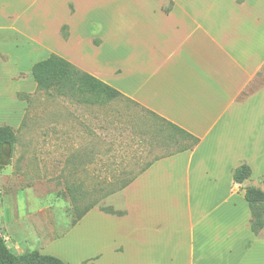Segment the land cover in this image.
<instances>
[{"label":"crops","instance_id":"1","mask_svg":"<svg viewBox=\"0 0 264 264\" xmlns=\"http://www.w3.org/2000/svg\"><path fill=\"white\" fill-rule=\"evenodd\" d=\"M0 34L24 45L10 51L13 81L24 61L33 59L28 71L56 55L198 140L148 164L121 191L122 213L106 215L121 223V264H264V236L251 232L244 200L264 176V85L253 89L264 69V0H0ZM242 165L251 177L234 185ZM168 193L186 198L176 235ZM93 249L80 264H111ZM36 251L70 264L48 245Z\"/></svg>","mask_w":264,"mask_h":264},{"label":"rangeland","instance_id":"2","mask_svg":"<svg viewBox=\"0 0 264 264\" xmlns=\"http://www.w3.org/2000/svg\"><path fill=\"white\" fill-rule=\"evenodd\" d=\"M7 36L0 34V45L12 46L5 53L0 46V66L3 54L9 60L8 70L0 69V127H11L17 142L0 174V234L16 255L48 245L70 264H80L89 246L109 263L121 264L113 254L121 242V223L104 212L121 214L120 186L188 143L129 100L88 104L38 90L25 68L33 59L22 63V77L13 81L17 62L10 51L24 45ZM262 85L264 69L253 89ZM255 183L262 189V178ZM174 185L166 183L169 189ZM167 196L164 208L176 235L185 224L186 198ZM92 206L96 209L83 226H71ZM23 224L33 226L31 235L24 234ZM258 235L264 236V228Z\"/></svg>","mask_w":264,"mask_h":264},{"label":"trees","instance_id":"3","mask_svg":"<svg viewBox=\"0 0 264 264\" xmlns=\"http://www.w3.org/2000/svg\"><path fill=\"white\" fill-rule=\"evenodd\" d=\"M171 5L172 2H169V6L165 8V12L169 11ZM31 75L38 90L53 92L59 97H69L70 99L78 102L83 101V103L88 104L104 105L122 98V95L115 89L82 72L65 59L56 55H50L47 59L34 64L31 69ZM148 114L160 125L178 134L182 141L188 143L187 145L181 146L175 153L187 151L198 144V140L196 138L184 133L179 128L167 123L156 115H152L151 113ZM16 142L17 137L11 127H0V155L3 149L8 147L10 149V158H12ZM7 165H9V163H7ZM147 168H149V165H147L131 180L124 182L118 191H123ZM2 170L3 167L0 166V174ZM250 177V168L246 165H242L234 171L232 181L234 185L241 186L245 181L249 180ZM262 185V189L256 187L244 188V200L248 205L251 215L250 229L254 235H258V233L264 228V176L262 179ZM94 208L95 206H92L87 209L82 215L77 217L72 222L71 226H75L90 210ZM104 213L110 214L107 212ZM0 264L65 263L56 257L42 255L37 251L27 252L16 256L9 250L4 238L0 234Z\"/></svg>","mask_w":264,"mask_h":264},{"label":"water","instance_id":"4","mask_svg":"<svg viewBox=\"0 0 264 264\" xmlns=\"http://www.w3.org/2000/svg\"><path fill=\"white\" fill-rule=\"evenodd\" d=\"M10 157V149L7 147L3 149L1 155H0V166H7V161Z\"/></svg>","mask_w":264,"mask_h":264}]
</instances>
